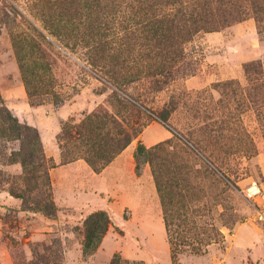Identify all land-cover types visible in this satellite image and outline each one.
Wrapping results in <instances>:
<instances>
[{
  "label": "rangeland",
  "instance_id": "rangeland-1",
  "mask_svg": "<svg viewBox=\"0 0 264 264\" xmlns=\"http://www.w3.org/2000/svg\"><path fill=\"white\" fill-rule=\"evenodd\" d=\"M240 2L244 18L196 33L170 74L124 81L93 64L88 47L60 25V0H0V93L14 116L37 129L45 156L27 169V145L0 139V264H264V21ZM19 38L35 46L29 63L40 58L50 65L53 92L30 97ZM250 62L255 70L248 73ZM25 98L42 106L34 114L40 127L19 115ZM120 98L131 103L121 123L133 140L152 122L166 126L159 115L177 105L168 121L178 134L164 150L171 169L187 163L179 174L188 196L168 218L158 189L150 190L154 175L142 181V192L114 185L117 193L92 192L82 205L53 186L51 169L65 164L64 123L112 112ZM205 116L214 124L204 143L189 142ZM140 158L143 170L147 162ZM255 184L261 192L251 198ZM98 210L107 211L111 225L98 248L86 253L84 220Z\"/></svg>",
  "mask_w": 264,
  "mask_h": 264
},
{
  "label": "trees",
  "instance_id": "trees-1",
  "mask_svg": "<svg viewBox=\"0 0 264 264\" xmlns=\"http://www.w3.org/2000/svg\"><path fill=\"white\" fill-rule=\"evenodd\" d=\"M240 1L251 4L257 19L264 21V0H72L70 8L66 0H60L62 15L59 22L88 47L93 64L125 81L170 74L184 57L185 43L196 33L216 30L244 18L248 11ZM17 48L30 97L53 92L50 65L40 58H35L32 63L27 60L29 48H35L33 43L19 38ZM246 70L248 73L255 70V62L247 63ZM0 102V139H20L22 149L27 145L22 159L27 169L35 164L42 165L45 156L37 129L14 116L1 93ZM130 105L129 101L120 98L113 104L115 110L112 112H94L78 124L65 122L61 135L63 163L84 158L95 171L101 172L133 140L121 123V113ZM176 107L171 102L169 110L159 115L175 136L178 133L168 120ZM207 118L210 117H203L198 129L192 128L187 139L189 142L204 143L207 129L214 124ZM173 136L150 147L140 142L136 150L137 170L141 169L142 155L152 166L167 218L173 214L170 212L175 209L173 206L185 205L184 199L188 196L187 179L179 174L187 163L180 161L182 164L174 169L166 166L172 156L164 146L171 144ZM24 138H27V144ZM185 152L189 153V150ZM44 185L51 187L50 182ZM110 225L111 217L105 210L94 211L85 218L83 247L86 253L98 248ZM170 236L171 242L177 243L172 234ZM117 261L114 259L111 264H117Z\"/></svg>",
  "mask_w": 264,
  "mask_h": 264
},
{
  "label": "crops",
  "instance_id": "crops-1",
  "mask_svg": "<svg viewBox=\"0 0 264 264\" xmlns=\"http://www.w3.org/2000/svg\"><path fill=\"white\" fill-rule=\"evenodd\" d=\"M24 97V96H23ZM15 104L13 107L18 111L19 106ZM21 118L37 127H40L35 119L34 114L42 110V106L36 107L29 103L26 98L21 102ZM62 107L57 109L61 112ZM173 136V131L160 122L150 123L141 132L138 138L119 153L101 172L95 171L91 165L82 158L70 161L65 164L53 167L51 169V177L54 188L58 190H67L70 196V203L82 205L84 200L91 197V193H117L114 187L128 188L133 192H142L143 180H148L153 176L151 165L147 162L144 169L137 170L136 150L140 142L150 147L160 141ZM68 173V175H65ZM115 185V186H114ZM114 186V187H113ZM152 189L157 190L155 181L151 179ZM133 207V206H131Z\"/></svg>",
  "mask_w": 264,
  "mask_h": 264
},
{
  "label": "built area",
  "instance_id": "built-area-1",
  "mask_svg": "<svg viewBox=\"0 0 264 264\" xmlns=\"http://www.w3.org/2000/svg\"><path fill=\"white\" fill-rule=\"evenodd\" d=\"M261 192V188L258 185H253L248 189L247 195L251 198H255Z\"/></svg>",
  "mask_w": 264,
  "mask_h": 264
}]
</instances>
